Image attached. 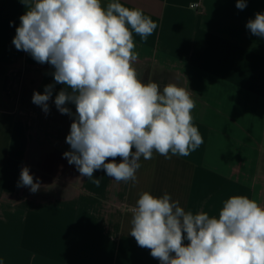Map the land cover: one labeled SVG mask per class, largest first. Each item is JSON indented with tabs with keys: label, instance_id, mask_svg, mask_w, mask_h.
Masks as SVG:
<instances>
[{
	"label": "crops",
	"instance_id": "1",
	"mask_svg": "<svg viewBox=\"0 0 264 264\" xmlns=\"http://www.w3.org/2000/svg\"><path fill=\"white\" fill-rule=\"evenodd\" d=\"M120 2L158 24L146 41L133 33L134 67L150 69L148 81L173 76L192 92L203 143L187 157L141 158L135 183H116L102 169L94 172L99 187L80 177L63 157L73 117L54 99L64 86L55 85L48 114L32 103L34 91L54 83V69L15 48L26 8L0 0V264H160L129 234L131 208L144 191L167 192L185 211L217 218L232 196L264 205V38L246 28L264 13V0H246L243 10L236 0ZM25 166L40 181L35 193L18 187Z\"/></svg>",
	"mask_w": 264,
	"mask_h": 264
},
{
	"label": "clouds",
	"instance_id": "2",
	"mask_svg": "<svg viewBox=\"0 0 264 264\" xmlns=\"http://www.w3.org/2000/svg\"><path fill=\"white\" fill-rule=\"evenodd\" d=\"M20 2L26 12L12 44L54 69V83L43 93L34 91L32 103L48 114L55 85L64 86L54 99L61 114L73 117L66 136L70 150L63 157L80 177L99 187L94 172L102 169L116 183H135L141 158L151 160L154 152L165 159L187 157L202 145L192 92L175 83H145L134 67L133 33L146 41L158 27L143 9L120 0L106 6L101 0ZM246 6V0H236L238 9ZM246 28L264 38V13H256ZM19 186L35 193L41 184L25 166ZM131 213L129 234L160 264H264V205L247 196L227 199L217 218L185 211L167 192L157 197L144 191Z\"/></svg>",
	"mask_w": 264,
	"mask_h": 264
},
{
	"label": "rangeland",
	"instance_id": "3",
	"mask_svg": "<svg viewBox=\"0 0 264 264\" xmlns=\"http://www.w3.org/2000/svg\"><path fill=\"white\" fill-rule=\"evenodd\" d=\"M151 70L150 69H146V68H142V69H140L139 71H138V69H137V72H138V74H139V76H140V78H141V80L143 81V82H145V83H147V81H146V77H147V75H149V72H150ZM155 72V71H154ZM149 77H150V75H149ZM163 77H168V75H163ZM174 82V77L172 76V78H171V80H170V83H173Z\"/></svg>",
	"mask_w": 264,
	"mask_h": 264
},
{
	"label": "trees",
	"instance_id": "4",
	"mask_svg": "<svg viewBox=\"0 0 264 264\" xmlns=\"http://www.w3.org/2000/svg\"><path fill=\"white\" fill-rule=\"evenodd\" d=\"M151 80L160 83L161 88L163 87V85L167 84L166 80H163V77L159 73L153 74V76L151 77ZM146 81L149 82L147 77H146Z\"/></svg>",
	"mask_w": 264,
	"mask_h": 264
},
{
	"label": "built area",
	"instance_id": "5",
	"mask_svg": "<svg viewBox=\"0 0 264 264\" xmlns=\"http://www.w3.org/2000/svg\"><path fill=\"white\" fill-rule=\"evenodd\" d=\"M198 7V6H197ZM9 85L11 86V85H13V82H9Z\"/></svg>",
	"mask_w": 264,
	"mask_h": 264
}]
</instances>
